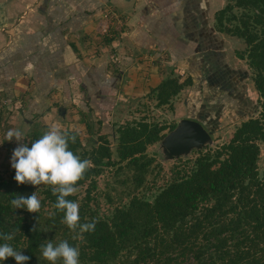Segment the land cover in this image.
Returning <instances> with one entry per match:
<instances>
[{"label":"trees","instance_id":"16d2710c","mask_svg":"<svg viewBox=\"0 0 264 264\" xmlns=\"http://www.w3.org/2000/svg\"><path fill=\"white\" fill-rule=\"evenodd\" d=\"M161 3L171 8L160 19L162 38H157L155 46L143 49L159 53L165 60L192 63L207 77L221 69L220 52L214 50V44L217 49L223 46L218 34L241 40L244 48L236 54L251 71V82L258 94V114L241 121L227 142L198 150L194 156L173 164L169 179L148 197L140 192L154 161L147 149L177 123L149 121L144 116L116 123L117 126L109 124L116 134V157H113L108 134L103 130L105 120L101 112L97 115L96 105L86 101V109L78 113L89 135L88 146L76 131L62 132L76 138L75 143L69 142V150L81 160L91 161L76 186L77 190L85 186L83 196L76 192L67 199L79 204L81 224L96 221L94 231L82 233V239H74L77 233L63 223L64 213L54 207L57 197L50 186L18 185L15 175L5 178L0 174V234L13 235L7 243L29 257L26 264H49L41 255V245L48 241L58 245L65 240L78 248L80 264H264V172L261 174L258 169L259 145L264 144V0H225L214 12L213 24L205 19L208 0H161ZM98 8H105L104 3L98 2ZM112 18L106 14L104 19L112 24ZM68 44L73 49L72 43ZM214 52L217 58L214 56L211 65L202 61ZM165 71L167 75L149 90L154 107L169 105L184 88L195 83V77L190 75L180 80L173 66H167ZM213 78L219 80L220 87L227 83L220 81L219 74ZM2 84L0 80L5 104H13L17 98L1 88ZM53 95L51 91L46 95L51 100L50 106H58ZM32 97L26 91L22 99L26 103ZM58 113L65 114L59 110ZM189 119L208 129L200 120ZM32 122L33 127L26 133L28 147L49 129L36 120ZM110 167L118 181H129L131 188L124 193L126 201L116 200L106 192L108 204L113 206L101 211L95 194L97 177ZM125 169L131 174L120 178L119 171ZM34 192L41 201L38 213L12 206L15 197H28ZM3 243L0 239V244ZM0 264L16 262L9 257Z\"/></svg>","mask_w":264,"mask_h":264},{"label":"crops","instance_id":"0c3cea01","mask_svg":"<svg viewBox=\"0 0 264 264\" xmlns=\"http://www.w3.org/2000/svg\"><path fill=\"white\" fill-rule=\"evenodd\" d=\"M98 2L105 8L99 9ZM170 11L161 0H0L1 88L17 98L13 104L28 107L43 102L42 111L54 110L68 124L72 112L80 121L78 111L85 110L89 100L108 127L118 111L114 105L128 93L118 85L123 72L115 73L116 54L129 55L126 43L137 54L151 53L143 48L155 46L162 38L160 19ZM106 14L113 19L119 15L122 19L117 21L128 29L121 26L118 36L110 27L106 38L100 36L98 24ZM26 91L33 97L24 103ZM49 91L58 106H50ZM58 110L65 114L59 115Z\"/></svg>","mask_w":264,"mask_h":264},{"label":"rangeland","instance_id":"374dc122","mask_svg":"<svg viewBox=\"0 0 264 264\" xmlns=\"http://www.w3.org/2000/svg\"><path fill=\"white\" fill-rule=\"evenodd\" d=\"M220 2L222 1L208 0L210 8L208 14H205V19L206 22L209 21V24H213V11L219 8ZM223 2L225 3V0H223ZM119 18H121L119 15H117L115 19L112 18L115 24H113L114 22L111 24L108 20V26L115 29L118 36L120 35L121 26V28L128 29V25L123 23L122 20L117 21ZM99 22H101V20ZM133 23L134 21H132V24ZM98 33L103 37L108 36V34L103 35L104 33H101L100 29ZM214 33V30H212L210 34L213 35ZM218 35L223 42V46L217 49L214 44V50H218L223 56L220 58V53H218L220 61L219 66L221 69L219 73L218 70H212L214 72H211L207 77L204 76L205 74L203 71L198 70L196 65L186 63L185 60L178 59L179 61L176 62L170 59L165 60L163 55L159 53L156 55L154 53H148L147 51H139L137 54L132 46H129L127 43V52H129V55L120 56L116 54L119 61H115V67L118 68L120 73L123 72V79L120 80L118 85L122 89L124 87L128 90V93H125L123 98L118 101L117 106L112 103L118 111L110 117V125L123 123L127 120H140L144 118V116L149 121H156L159 123H179L181 119L196 118L203 122L210 130L209 139H206L199 145L189 146L179 151L173 150V148L162 139L148 147L147 154L152 156L154 161L149 166V172L145 177V185L140 189V192L144 193L145 196L151 197L155 189L162 186L164 182L169 179L170 169L173 164L177 163L180 159L194 156L198 150H204L208 147L214 148L227 142L231 138L236 126H238L241 121L258 114L260 109L257 102L258 94L251 82V71L247 64L239 59L236 54L238 50L244 48L243 42L226 34L220 33ZM211 43L213 44V42ZM215 52L208 56V58L205 57L202 61L211 65L214 61ZM215 58L217 57L215 56ZM200 65L202 66V64ZM167 66L174 67V73L180 75V80L190 75L192 78L195 77V83L184 88L171 100L169 105L154 107L155 101L149 98V90L151 87L156 86L161 78L167 75L165 71ZM218 74L220 81L223 80L227 82L222 87L219 85V80L213 78L214 76H218ZM127 86L130 87L126 88ZM228 91H232L233 94L231 95ZM219 96H221L220 99ZM219 100H221L220 103ZM5 102H7L6 99H3V95H1L0 174L3 177L6 178L15 175V170L11 167V157L14 149L18 147V143L14 138L12 141L6 139V133L10 129L20 130L23 133L20 142L26 144V133L33 127L32 120H36L48 126V128L53 124L59 123L62 126L61 131H76L83 144L88 146V132L85 129V125L82 126V123L77 121L78 119H76L74 112H72L73 114L70 116V118H72V123L69 122L68 124L65 120L59 119L54 110V112L42 111L41 108L43 106L41 105L43 102H39L38 106L37 104H31L28 107L20 105L19 103L6 105ZM32 115L37 116L33 118ZM114 126H117V124ZM114 126L104 127L103 130L108 134L113 157H116V134L112 132ZM96 128L97 125L95 129ZM208 129L206 130L208 131ZM169 132L170 131H167L165 136H167ZM93 136L96 138L95 135ZM259 146L260 155L258 169L262 174L264 172V144L260 143ZM119 173L120 178H126L127 175L131 174V171L125 169L119 171ZM117 178L118 176H115L114 169L111 167L106 168L104 172L97 177V190L95 194L98 197V204L101 211L108 209L110 205L113 206L112 204H108V200L105 196L106 192H109L116 200L117 198H122L123 201L127 200L124 193L129 191L131 184L129 181L120 183ZM84 189L85 186L78 188L77 192L80 197L83 196Z\"/></svg>","mask_w":264,"mask_h":264},{"label":"clouds","instance_id":"9594fccd","mask_svg":"<svg viewBox=\"0 0 264 264\" xmlns=\"http://www.w3.org/2000/svg\"><path fill=\"white\" fill-rule=\"evenodd\" d=\"M61 127L59 123L53 124L41 138L31 143V147L20 142L23 137L20 130L10 129L6 139L12 141L14 138L18 143L12 153L11 167L15 170L14 180L18 185L51 187L52 194L57 197L54 207L64 213L63 223L77 233L74 239H82V233L95 230L96 221L81 224L79 204L67 197L77 192L76 186L84 178L91 161L81 160L69 150V142L75 143L76 138L62 132ZM11 204L15 209H26L28 213H38L41 208L36 192L28 197L17 196ZM0 239L5 241L0 244V262L11 257L16 264H26L29 257L7 243L13 239V235L0 234ZM41 255L49 264H57L58 261L62 264H80L78 248L70 246L66 240L58 245L51 241L42 244Z\"/></svg>","mask_w":264,"mask_h":264},{"label":"water","instance_id":"95a60500","mask_svg":"<svg viewBox=\"0 0 264 264\" xmlns=\"http://www.w3.org/2000/svg\"><path fill=\"white\" fill-rule=\"evenodd\" d=\"M209 133L198 121L181 119L162 140H165L173 150L179 151L189 146L199 145L209 139Z\"/></svg>","mask_w":264,"mask_h":264},{"label":"built area","instance_id":"2783aa9c","mask_svg":"<svg viewBox=\"0 0 264 264\" xmlns=\"http://www.w3.org/2000/svg\"><path fill=\"white\" fill-rule=\"evenodd\" d=\"M106 16L103 17L101 22L98 24V30L100 29L101 33H107L109 31V26L107 21L104 19Z\"/></svg>","mask_w":264,"mask_h":264}]
</instances>
